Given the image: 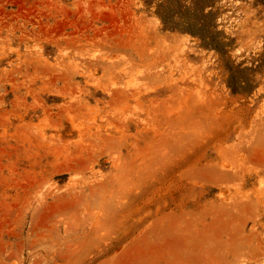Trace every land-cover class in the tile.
<instances>
[{
  "label": "rangeland",
  "instance_id": "rangeland-1",
  "mask_svg": "<svg viewBox=\"0 0 264 264\" xmlns=\"http://www.w3.org/2000/svg\"><path fill=\"white\" fill-rule=\"evenodd\" d=\"M0 264H264V0H0Z\"/></svg>",
  "mask_w": 264,
  "mask_h": 264
}]
</instances>
